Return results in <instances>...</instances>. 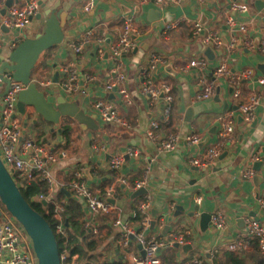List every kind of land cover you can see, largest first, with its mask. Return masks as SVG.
Segmentation results:
<instances>
[{"label": "crops", "instance_id": "0c3cea01", "mask_svg": "<svg viewBox=\"0 0 264 264\" xmlns=\"http://www.w3.org/2000/svg\"><path fill=\"white\" fill-rule=\"evenodd\" d=\"M6 0H0V10L5 7ZM51 8L62 7L73 18L65 28L64 42L52 49V57L48 61L50 66L54 63L59 65L69 61H74L77 68H81V73L90 72L96 76L92 83H85L89 93L88 96L82 94H69L60 88L58 83L52 86L51 93L56 96L63 95L69 101H75L80 108L89 115L96 116L99 124L98 130H84L77 122L71 123L73 127L72 142L67 147L69 156L60 159L53 166L54 175L58 180L69 181L72 176V169L75 165L81 164L86 167L95 165L98 167L100 178L92 176L88 181L90 185L103 183L106 177L111 175L127 176L130 180L141 178L148 171L149 184L148 190L151 196V210H157L159 214L173 212L177 205L185 208L186 212L193 210L195 206H200V211L214 213L223 210L229 217L230 225L228 234L219 231L208 230L202 232L199 227V216L193 219L182 218L172 224V229L176 231L184 228H191V238L193 250L189 254H184L181 248H169L162 252L161 257L164 264H192L196 259L208 264H214L217 258L219 262L225 261V243L232 238L245 234L246 228L241 227L238 219L246 213L255 211L264 224V211L259 206V198L254 192V182L252 179L244 177L245 170L253 165V156L264 159V84H255V88L263 95L261 106L257 110L256 119L252 123L240 121L238 118L235 129V141L224 150L213 167L199 168L189 163V158L202 154L205 149L216 142L218 139L220 121L225 112L234 109L244 100L248 92L252 89L251 83H246L242 90L241 98L232 96V87L226 78H218L217 84L220 87L219 95L215 94L207 100H198L197 94L201 88L198 85L200 72L189 68L186 71H178L177 67L188 64L193 58L205 56L206 46L202 37H192L190 26L182 23L170 32L168 37L161 34V22H149L148 12L151 8L157 9L152 3L145 4L140 13L135 14L136 20L144 30L140 36L139 47L124 58L128 73V88L133 98V104L127 106L121 98L117 96L112 99L119 105V109L124 118L130 122L131 127L125 128L115 123L103 122L97 112L92 108L91 101L95 98L106 97L103 89V80L106 76L110 63L108 57L102 59L96 57V46H90L87 50L76 55L70 47L71 42L79 40L83 32L89 28H96L97 32L103 26L110 29L111 36L114 38L119 29V21L124 15L136 13L133 3L127 0H96L95 8L87 13L81 12V8L87 0H42ZM232 0H186L177 6H172L163 17L169 12L174 14V18L187 16L201 20L202 14L209 16L206 25V33H218L221 38L225 37L228 43L233 35L241 36V31L225 28L226 5ZM238 3L249 5L250 14H236L235 19L238 23L247 24L248 33L255 38L263 37L264 33V8L259 11L256 0H237ZM206 3L207 7L202 4ZM217 4V7L214 5ZM43 13V8H41ZM1 18V16H0ZM34 17L30 20L23 34L35 36L45 28V19ZM221 18V19H220ZM104 24V25H102ZM159 52L168 62L172 61L176 74H170L166 70V63L160 64L156 71L157 78L169 80L173 87L174 102L171 122L162 125V133L175 131L186 136L190 132H197L202 136V142L198 145H190L181 140L176 149L167 153H157L156 142L152 140L147 131L151 121L159 119L162 115L163 103L151 102V100L141 93L143 83V68L146 66L152 53ZM216 58L210 61V67L215 68L221 61H226L232 71H240L252 68L256 74L264 78V73L258 65L264 63V53L258 49L246 50V48H234L230 50L228 44L215 49ZM50 76L55 72L54 68H48ZM207 79H213L212 73H206ZM5 91V84L0 83V96ZM110 98L109 95H107ZM225 103H228L226 109ZM192 109V112L188 111ZM41 120L37 115L30 120L24 127L35 130L41 140L57 139L60 136L49 132L50 126L46 123L44 131H40L36 126L35 119ZM65 125L63 121L61 127ZM47 132V133H46ZM66 144V137L63 135L61 140ZM206 142L203 144V142ZM104 146V149L100 147ZM133 147L139 151V158L126 155L124 165L120 170L108 171L107 164L111 156L115 154H125L127 148ZM114 173V175H113ZM257 173V172H256ZM264 174V169L261 172ZM102 178V179H101ZM99 187V186H98ZM117 204L121 208L122 219L135 222L132 213L135 208V200H131V192L126 187H120ZM64 194V193H63ZM260 198H264V184L261 185ZM202 196L201 204H197L195 198ZM69 201L70 196L64 194L61 197ZM84 216H87L86 206L81 205ZM151 211V212H152ZM251 217V216H245ZM245 218V219H246ZM106 216L100 217V232L95 236L101 238L97 241L98 246L96 256L102 261L114 262L120 260L116 254V241L119 236L118 230L109 226ZM166 222V219H165ZM109 226V227H108ZM164 234L155 227L146 231L147 236ZM99 236V237H98ZM109 247V250H107ZM252 246L249 245L241 251L251 252ZM239 252V251H238ZM108 257V259H106ZM193 259V260H192ZM199 263V264H200Z\"/></svg>", "mask_w": 264, "mask_h": 264}, {"label": "built area", "instance_id": "2783aa9c", "mask_svg": "<svg viewBox=\"0 0 264 264\" xmlns=\"http://www.w3.org/2000/svg\"><path fill=\"white\" fill-rule=\"evenodd\" d=\"M127 1L133 3L134 9L140 7V12L145 4L152 3L161 11L163 16L164 12L168 11L170 7L180 5L186 0ZM95 3L96 0H87L81 8V12L88 14L95 8ZM40 12L39 0H20L9 7L8 14L1 16L0 25L4 24L11 32L4 34L0 29V47L13 50L16 47V42L14 41L16 29L20 30V39L24 38L27 34H23V30L29 24L31 17L34 18ZM135 12L124 15L121 18L118 22V32L114 38L106 25L99 32H97L96 28L89 27L83 32L79 40L70 44L72 52L76 55L84 52L91 45H95L94 54L97 58L108 57L110 66L103 80V89L107 95L115 89L116 95L127 106L133 104V98L128 88V73L124 58L139 47V38L144 33L135 16V14L140 12L137 10ZM245 12H250L249 5L238 3L237 1L234 2L231 9L226 12L225 24L230 29L239 27V31L242 33L241 36H243L244 48L248 50L258 49L264 53V33L263 37L260 38L259 45L256 46L254 37L248 33L247 24L238 23L235 19L236 14ZM161 21L162 19L158 22ZM182 23L190 26L192 37H202L206 47L211 46L215 50L223 46L224 43L218 33L203 34L204 26L200 20L187 16L174 18L168 22H161V34L165 38L168 37L170 32ZM239 41L240 36L233 35L228 43V48L233 50ZM164 63L168 64V60L159 52H154L150 55L142 71L141 93L148 97L151 102L162 101L163 103L161 117L151 121L150 128L147 131L148 136L156 142L157 153H167L175 150L181 140L195 146L202 142V136L197 132H190L186 136H182L181 133L175 131H168L165 134L161 131L162 125H168L171 122L174 102L172 84L169 80L165 78L158 79L156 76L158 66ZM189 68H194L198 73L200 72L197 82L201 88L196 97L198 100L212 98L216 94L217 79L221 77L227 79L232 87V96L237 99L241 98L245 84H252V89L248 92L246 98L237 105L238 108L227 110L221 118L216 142L209 145L202 154L189 158L191 165L209 169L214 166L225 148L234 143V133L238 118L241 116L246 123H252L256 119L257 110L263 101V95L255 88V84L263 85L264 78L257 75L252 68L232 71L225 60L221 61L215 68H211L210 61L205 56L193 58L188 64L178 66L177 70L186 71ZM209 70L213 79H207L206 77V73ZM60 73L61 76L58 82L60 88L74 95L82 94L88 96L89 93L84 85L86 82L92 83L96 80V76L90 72L81 73L74 61L62 64ZM3 76L8 80L9 88L4 95L0 96V158L19 187L33 182H43L46 185V190L38 193L36 199L42 202L45 201L46 204L49 203L53 206V214L57 220L55 224L56 233L66 239L68 237V220L64 218L63 213L66 211V205H68L69 201L58 197L61 188H66L71 194L70 197L77 200L81 205L86 206L88 213L86 218L85 216L82 218V221L84 227L89 229L93 235L96 236L100 232L99 220L102 216H106L110 227L112 225L114 229L118 230L119 236L116 241V247L119 248V253L129 264H164L161 257L163 251L175 247L176 243L179 245L192 243L190 227L179 231L171 228L163 236L159 234L146 235V231L150 229L151 221L154 218L151 212L150 193L144 194L135 200L132 218H139L136 223L122 219L121 208L117 204L119 186L124 185L131 193L141 187L148 188V171L141 178L134 180V182H131L127 176L115 175L111 178L110 175L106 177V181L98 183V187L96 184L90 185L85 169L89 168L92 176L100 178L99 168L95 165L86 167L78 164L73 167L69 181L58 180L52 168L60 159L69 156L68 148L56 138L47 139L46 137V140L43 141L35 130H29L24 127L17 103L19 94L26 88V85L16 80L10 70H5ZM0 83L4 84L1 79ZM54 84L53 75L41 81V85L47 89L45 93L50 95L53 93L51 91ZM107 95L106 97L93 99L91 101L92 108L103 122L115 123L125 128H130V122L124 118L119 105L108 98ZM34 116L32 115L30 120ZM71 123H74V121L72 120ZM100 148L104 149V146ZM126 155L139 158V151L129 147L125 154L119 153L111 156L106 167L108 171L120 170L125 163ZM252 159L256 161L259 157L256 155ZM255 174L256 170L249 166L244 172V177L252 179ZM111 198L115 199V203L109 201ZM202 200V196L195 198L197 204H201ZM258 202L260 208L264 211V198H259ZM0 211V264H38L32 242L28 240L23 226L16 223L17 220L8 214L1 205ZM197 216H199V213ZM165 223V219L161 217L155 227L162 232ZM229 225V217L225 211L217 210L212 213L210 230L223 233L229 229ZM245 228V234L238 235L227 241L225 249L232 252L244 250L250 245L249 240L255 238L258 240L260 249L264 251V224L252 217H247L245 219ZM132 236H135L136 240H133ZM66 244L67 240L64 243V251L60 254L62 262L67 260L69 256ZM138 244L142 245V249L138 248ZM142 250L145 252L144 255ZM76 259L77 255H74L73 260L69 264H76ZM199 263L200 260L196 259L192 264Z\"/></svg>", "mask_w": 264, "mask_h": 264}, {"label": "water", "instance_id": "95a60500", "mask_svg": "<svg viewBox=\"0 0 264 264\" xmlns=\"http://www.w3.org/2000/svg\"><path fill=\"white\" fill-rule=\"evenodd\" d=\"M19 1L20 0H6L5 7L0 10V16L8 14V8ZM236 1L237 0H232V2H228L226 9L230 10L233 3ZM39 5L43 8V13L40 12L35 17L38 19L43 16L46 17L44 31L37 33L35 36H28L27 34L24 38L20 39V30L17 28L16 37L14 39L16 47L13 50L0 47V79L5 84V91L1 96L4 95L9 88V82L3 75L5 70H10L13 72L16 80L21 81L26 85V88L19 94L17 103L18 111L24 117L25 125L29 124L32 115H37L45 122L42 124L39 119L36 118L34 120L36 126H39L40 131H44L46 127L45 124L47 123L50 126L49 132L58 133L60 141L63 138V128L61 127V124L64 118H68L71 121L73 120L75 123L77 122L84 130H98L99 124L96 121V116L87 114L80 108L77 102L69 101L63 95L56 96L53 94H46L44 91L40 90L37 84L32 80L33 70L38 65L41 56L64 42L65 28L73 18L62 7L57 9L51 8L42 0H39ZM202 6L207 7V4L203 3ZM214 6L217 7V4ZM256 6L257 9L261 11L264 8V0H256ZM136 10L140 12V7H137ZM233 14H235V12H233ZM239 14L249 15L250 12ZM174 17V14L168 12L165 17L162 18V13L159 9L151 8L148 12L147 20L149 22H156L163 19V21L168 22L174 19ZM31 19H33V17H31ZM208 21L209 16L207 14H202L200 22L204 26L202 31L203 34L206 33V25ZM225 28L228 27L225 25ZM0 29L4 34H9L11 32L4 24L0 25ZM233 30L239 31V27H235ZM222 42L228 44V40L225 37L222 38ZM259 42L260 38H255L256 46L259 45ZM237 47H244L243 36H240V41L238 42ZM204 55L209 61H214L216 58L215 50L211 46L206 47ZM61 65L54 63L50 66L48 62V66L55 69L53 74L54 83L59 82ZM258 68L264 73V63L259 64ZM79 70H81V68H79ZM166 70L170 74H176L172 61H169L168 64H166ZM219 93L220 87L217 86L216 94L219 95ZM109 96L110 99L117 98L115 89L109 94ZM225 107L226 109L228 108V103H225ZM237 108L238 106L234 107V109ZM189 112H192V109H190L188 113ZM239 120L242 122L243 118L240 116ZM45 139L46 137H44V140ZM205 143L206 142L204 141L203 144ZM222 155H224V153H222ZM252 167L257 172L253 177L254 192L256 197L260 198L261 185L264 184V174H261L264 169V159L254 161ZM85 173L90 179L92 178L89 168L85 169ZM121 186L124 187V185ZM61 192L71 196L66 188H61ZM147 193H149L148 188L141 187L135 190L130 198L131 200H136ZM0 200L8 213L23 226L27 235L30 237L38 264H62L59 245L54 229L47 219L34 209L30 202L25 198L20 187L16 184L11 172L6 168L1 158ZM109 201L115 203L114 198H111ZM43 203L46 204L45 201H43ZM198 213L200 230L206 232L211 226L212 213L209 211H200V206H195L193 210L189 212H186L185 208L181 205H177L176 209L169 213L164 212L159 214L157 210H153L152 215L154 218L151 221L150 228L153 230L157 225L158 220L163 217L166 219V223L163 227L162 233L166 234L172 228L173 223L179 222L178 220L182 218L193 219ZM245 216H251L256 220H260L255 211L246 213ZM245 216L238 219V223L241 227H245ZM224 234H228V230H225ZM132 239L136 240V237L132 236ZM138 248L142 249V245L138 244ZM175 248H181L184 254H189L194 247L191 243L183 245L176 243ZM116 254L118 255V258L125 261L123 256L119 253L118 247H116ZM142 254H145L144 250H142ZM106 259H108V257H106ZM80 264H85V262L81 261Z\"/></svg>", "mask_w": 264, "mask_h": 264}, {"label": "trees", "instance_id": "16d2710c", "mask_svg": "<svg viewBox=\"0 0 264 264\" xmlns=\"http://www.w3.org/2000/svg\"><path fill=\"white\" fill-rule=\"evenodd\" d=\"M66 133V126H63V135L66 137V144L64 146L69 147L72 139L70 138V135H67ZM131 182H134V179H131ZM20 189L32 207L40 212L54 229L60 254L64 251V243L65 240H67L66 248L69 256L67 260L62 262V264H69L73 260L74 255H77V259L75 260L76 264H80L81 261H84L85 264H129L127 261H123L122 259L114 262L98 261L95 252L98 246L97 238L93 236L89 229L84 227V223L82 221L84 211L81 204L77 202V200L71 197L68 205H66V211L63 213L64 218L68 220V237L66 239L56 233L55 224L57 220L53 214V206L49 203L44 204L42 201L36 199L38 193L46 190V185L43 182H33L31 184L20 186ZM118 190H121L120 186ZM62 196H64L63 192L59 191V199ZM33 198L35 199L33 200ZM0 204H2L1 200ZM134 220L137 222L139 218H135ZM249 243L253 249L251 252L224 251L225 261L222 263L216 258L214 260V264H264V251L260 249L258 240L255 238L250 239ZM200 264L208 263L201 262Z\"/></svg>", "mask_w": 264, "mask_h": 264}, {"label": "rangeland", "instance_id": "374dc122", "mask_svg": "<svg viewBox=\"0 0 264 264\" xmlns=\"http://www.w3.org/2000/svg\"><path fill=\"white\" fill-rule=\"evenodd\" d=\"M52 50L47 51L46 53H44L41 58L40 61L38 63V65L36 66V68L33 70V74H32V79L34 80V82L37 84L38 88L44 92H47L46 87L41 85V81L49 78L50 77V73H49V69H48V61L50 60V58L52 57ZM173 113V112H172ZM63 121L65 122L66 126V130H67V135H70V138L72 139L73 135V125L71 124V120L68 118H64ZM45 122L42 121V124H44ZM47 133V132H46ZM53 136H55V133L52 134ZM72 142V141H71ZM2 203V202H1ZM1 206L4 207L3 204H0ZM4 210L8 213V211L6 210V208L4 207ZM9 214V213H8ZM16 223H19L18 221H16ZM20 224V223H19ZM94 236V235H93ZM95 237V236H94ZM99 237V236H98ZM28 240L30 241V237L27 235ZM98 241H101V238H97ZM98 242V243H99ZM109 250V247L108 249ZM96 251H98V249H96ZM95 251V252H96ZM193 260V259H192ZM99 262H102V258L98 259Z\"/></svg>", "mask_w": 264, "mask_h": 264}]
</instances>
